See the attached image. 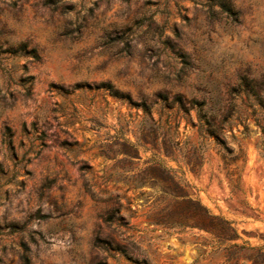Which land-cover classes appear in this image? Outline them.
I'll return each instance as SVG.
<instances>
[{
  "label": "rangeland",
  "instance_id": "374dc122",
  "mask_svg": "<svg viewBox=\"0 0 264 264\" xmlns=\"http://www.w3.org/2000/svg\"><path fill=\"white\" fill-rule=\"evenodd\" d=\"M259 249L264 0H0V264Z\"/></svg>",
  "mask_w": 264,
  "mask_h": 264
},
{
  "label": "trees",
  "instance_id": "16d2710c",
  "mask_svg": "<svg viewBox=\"0 0 264 264\" xmlns=\"http://www.w3.org/2000/svg\"><path fill=\"white\" fill-rule=\"evenodd\" d=\"M222 7H223V10H224V4H222ZM230 15H235L233 12L232 9H228ZM109 86L111 88H113L112 85L109 84ZM116 92H118V90H115ZM180 196L181 199H179L177 202L179 203H183V202H192V199L188 197V195L186 194H181V195H178ZM203 209L205 210V214H206V217L213 220V219H220L222 221H224V224L225 226L231 231V233L229 234V237L228 238H233L235 235H236V230L234 229V227L231 226V222L227 219H223L222 217H219L218 215H214L212 213H210V211L206 208V207H203ZM259 254L264 256V251H262L261 249H259Z\"/></svg>",
  "mask_w": 264,
  "mask_h": 264
}]
</instances>
